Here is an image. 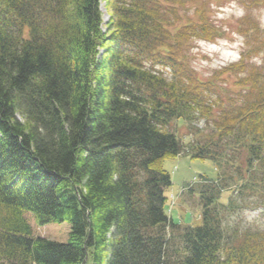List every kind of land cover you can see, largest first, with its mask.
Listing matches in <instances>:
<instances>
[{
  "label": "trees",
  "instance_id": "16d2710c",
  "mask_svg": "<svg viewBox=\"0 0 264 264\" xmlns=\"http://www.w3.org/2000/svg\"><path fill=\"white\" fill-rule=\"evenodd\" d=\"M106 1L103 32L100 0H0V264H264V229L231 222L264 211V69L245 49L202 80L190 40L222 36L204 9L182 22L181 0ZM201 121L194 139L168 129ZM181 156L219 170L187 187L200 227L167 212ZM27 212L70 241L35 236Z\"/></svg>",
  "mask_w": 264,
  "mask_h": 264
},
{
  "label": "rangeland",
  "instance_id": "374dc122",
  "mask_svg": "<svg viewBox=\"0 0 264 264\" xmlns=\"http://www.w3.org/2000/svg\"><path fill=\"white\" fill-rule=\"evenodd\" d=\"M169 3H176L177 0H166ZM245 0H181L180 13L182 22L186 18H194L197 8L206 11L208 20L214 22L215 28L222 34L215 36L214 40L203 39L190 40V50L188 52V62L202 80H208L220 74V72L234 63L240 61L242 52L247 49L251 53L250 64L264 69V51L258 54L257 50L264 48V5L256 8L246 6ZM250 7V8H249ZM105 9V12L103 11ZM100 11L102 15V29L107 31V24L111 15L107 8V1L100 0ZM247 13L249 14V24H257L261 31L256 36H250L249 41L240 32L242 26L247 25ZM107 17V21L105 19ZM196 21L197 18L195 17ZM181 23V22H179ZM214 28V27H213ZM214 30V29H212ZM240 30V31H239ZM210 34V33H209ZM193 41V42H192ZM264 50V49H263ZM235 78L220 77L217 81L223 90L235 89ZM182 125L173 123L169 130L176 133L181 139L187 137L194 139L197 129H206L204 121L193 125ZM165 169L172 176V186L166 190L167 212L174 217L175 223L200 227L203 224L202 208L198 193L193 194L187 187L197 185L203 177L215 180L219 176V170L212 160H194L187 156H181L165 161ZM186 188V189H184ZM192 191V190H191ZM230 193L222 194L221 200L227 202ZM231 218L232 224H241L255 229H264V211L245 210L237 213ZM26 218L33 228L35 236L45 237L49 240L68 243L71 238L70 224L52 223L46 226L37 224L35 216L31 212L26 213ZM89 264H91L89 262Z\"/></svg>",
  "mask_w": 264,
  "mask_h": 264
},
{
  "label": "bare ground",
  "instance_id": "6f19581e",
  "mask_svg": "<svg viewBox=\"0 0 264 264\" xmlns=\"http://www.w3.org/2000/svg\"><path fill=\"white\" fill-rule=\"evenodd\" d=\"M103 11L105 12V9L104 8H103ZM105 19H106V21L108 20L106 16H105Z\"/></svg>",
  "mask_w": 264,
  "mask_h": 264
}]
</instances>
